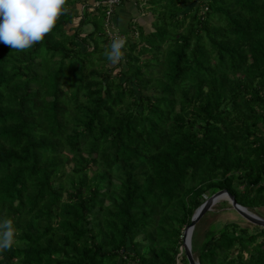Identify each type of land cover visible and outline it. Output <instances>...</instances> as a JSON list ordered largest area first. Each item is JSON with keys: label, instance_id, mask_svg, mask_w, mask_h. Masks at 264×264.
<instances>
[{"label": "trees", "instance_id": "16d2710c", "mask_svg": "<svg viewBox=\"0 0 264 264\" xmlns=\"http://www.w3.org/2000/svg\"><path fill=\"white\" fill-rule=\"evenodd\" d=\"M101 1L68 0L26 51L0 44V217L19 230L0 264H187L207 196L264 205V0H140L118 64ZM190 250L264 264V229L195 224Z\"/></svg>", "mask_w": 264, "mask_h": 264}, {"label": "clouds", "instance_id": "9594fccd", "mask_svg": "<svg viewBox=\"0 0 264 264\" xmlns=\"http://www.w3.org/2000/svg\"><path fill=\"white\" fill-rule=\"evenodd\" d=\"M68 11V0H0V44L26 51L42 42ZM126 42L127 37L117 31L104 50L105 59L118 64ZM18 235L13 218L0 217V253L12 249Z\"/></svg>", "mask_w": 264, "mask_h": 264}, {"label": "rangeland", "instance_id": "374dc122", "mask_svg": "<svg viewBox=\"0 0 264 264\" xmlns=\"http://www.w3.org/2000/svg\"><path fill=\"white\" fill-rule=\"evenodd\" d=\"M140 0H138V4H139ZM138 7V11L143 12V8H141V6H137ZM82 9V5L77 3L74 5V11L75 13H79ZM148 8H146L147 10ZM148 12V11H147ZM146 14V13H145ZM74 22H76V18H74ZM137 23V20L134 17H132L130 19V23ZM103 29H105V17L103 14ZM115 26L117 27L118 24L115 25V23H111L110 25L106 26L107 28L111 29V30H115ZM106 28V29H107ZM90 30V26L89 25H83L82 27V33L80 35H83V33H86ZM121 33V32H120ZM134 36V37H133ZM137 34L133 33V35L131 36V39H136ZM66 168L68 169L70 164H66L65 165ZM225 201V202H223ZM251 212L261 216L264 218V205H259L254 207L253 209H251ZM226 221H233L236 222L238 225L243 226V227H247L248 228V232H252L257 230V225L251 224L247 221H245L243 218H241L234 210H232L230 208V206L228 205L226 200H219L217 202H215L208 211H206L199 219L198 221L195 223L196 227H197V239H200L202 234L205 232V230L209 227L210 224H212L214 226V228H219L222 223L226 222ZM196 258V257H195Z\"/></svg>", "mask_w": 264, "mask_h": 264}, {"label": "water", "instance_id": "95a60500", "mask_svg": "<svg viewBox=\"0 0 264 264\" xmlns=\"http://www.w3.org/2000/svg\"><path fill=\"white\" fill-rule=\"evenodd\" d=\"M221 199L226 200L230 208L234 210L245 221L264 229V218L251 212L245 206L238 204L229 191L224 188L214 191L195 208L190 216L189 223L185 225L182 230V239L179 246V251L183 252L187 264H198L197 260L193 257L190 250V236L195 223L206 211L210 209V207L215 202Z\"/></svg>", "mask_w": 264, "mask_h": 264}, {"label": "crops", "instance_id": "0c3cea01", "mask_svg": "<svg viewBox=\"0 0 264 264\" xmlns=\"http://www.w3.org/2000/svg\"><path fill=\"white\" fill-rule=\"evenodd\" d=\"M137 6H141V8H143V12H140L141 15L145 16L146 14V6L145 4L141 1L138 4V0H123L121 2L120 5H118L117 7H115V10L113 12V21L112 23L118 24L119 26L122 25V23L124 24L126 22V20L128 18H132L135 16L136 20L142 21V17L139 20V17H137V13H139V11L137 10L138 7ZM115 29L120 33L121 31H119L117 29V27L115 26ZM124 33V32H121Z\"/></svg>", "mask_w": 264, "mask_h": 264}, {"label": "built area", "instance_id": "2783aa9c", "mask_svg": "<svg viewBox=\"0 0 264 264\" xmlns=\"http://www.w3.org/2000/svg\"><path fill=\"white\" fill-rule=\"evenodd\" d=\"M121 0H102L104 4V16H105V30L107 32V36L109 39H111L117 32L114 29L111 30L107 28L106 26L110 25L112 23L111 16L113 14V11L115 7L120 3ZM96 4V3H95ZM107 28V29H106ZM121 36H123L122 33H119Z\"/></svg>", "mask_w": 264, "mask_h": 264}]
</instances>
